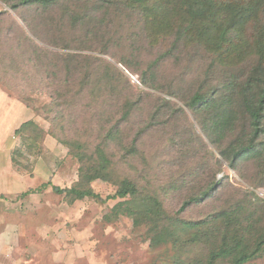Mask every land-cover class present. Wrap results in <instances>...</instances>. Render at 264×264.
Segmentation results:
<instances>
[{
    "label": "trees",
    "instance_id": "obj_1",
    "mask_svg": "<svg viewBox=\"0 0 264 264\" xmlns=\"http://www.w3.org/2000/svg\"><path fill=\"white\" fill-rule=\"evenodd\" d=\"M2 1L13 11L28 10L29 15L18 16L21 25L10 18L6 10L0 11V22L1 16L10 19L9 24L2 27V37L0 34V85L26 101L31 100L26 92L49 88L50 99L41 105V109L47 114L56 109V117L50 122L56 118L63 120L80 101L88 111L103 106V101L99 100L104 97L107 87H101L100 83L105 81L104 77L110 79L108 71L116 70L101 57L67 49L94 51L88 47L91 43L100 46L95 52L109 53L115 40V32L109 30L114 26L110 18L135 15L155 42L161 36L163 39L175 36L166 51L167 57L163 54L162 59H155L146 69L135 70L139 82L147 88L164 91L160 69L163 61L172 55L173 47L179 45L205 48L216 56L213 65L239 67L248 64L247 70L240 71L243 75L234 74L231 81L228 78L222 95L213 90L208 96L199 88L185 104L200 130L231 168H235L241 159L264 160V0H171L169 3L159 0ZM92 2L96 5V17L105 9L99 18L90 16ZM54 6L59 9L55 17L50 14ZM119 62L126 69L134 70L126 59ZM59 99L62 102H58ZM158 100L162 103L152 115L172 105L168 99ZM139 101L127 97L120 104L122 119L105 133L93 137L92 141L81 136L60 138L54 135L67 147L79 166L77 178L71 186L60 188L53 185V191L64 194L69 203L84 198L99 202L122 199L104 218L112 220L127 216L134 227H145L150 248L173 251L175 254L170 259L174 264H249L264 248L263 224L257 234L263 212L261 205L264 204L259 196L248 193L251 195L249 201L222 204L204 218L188 220L180 213L186 206L199 204L216 194L217 199L220 198L219 191L226 187L224 177L190 195L176 212L170 214L156 192L127 175L117 173L113 141ZM63 126L60 124V128ZM15 134L21 136L22 147L12 151L14 166L20 163L18 157L31 153L38 142H43L44 131L34 121L27 120L15 130ZM134 146L133 138L129 147H121L124 160L137 153ZM259 166L264 168L263 163ZM95 180L114 184V195L100 197L91 186ZM256 202L262 204L253 206L251 212H258V216L251 221L253 217L245 214L244 208ZM242 221L251 223V229ZM188 253L194 256L189 257Z\"/></svg>",
    "mask_w": 264,
    "mask_h": 264
},
{
    "label": "rangeland",
    "instance_id": "obj_2",
    "mask_svg": "<svg viewBox=\"0 0 264 264\" xmlns=\"http://www.w3.org/2000/svg\"><path fill=\"white\" fill-rule=\"evenodd\" d=\"M159 1L169 3L171 0ZM95 7L92 2L90 16L96 17ZM70 8L73 9L71 5ZM3 10L19 24L18 16L29 15L28 10L13 11L0 0V11ZM57 12L59 9L54 6L50 14L54 16ZM9 16H1V37L2 27L9 24ZM110 21L114 26L109 30L115 32V40L109 53L95 52L100 46L91 43L88 47L94 51L67 49L101 57L116 69L108 71L110 79L104 77L105 81L100 83L107 89L99 100L103 101V106L95 111H88L80 101L63 120L56 118L50 122L56 117V109L53 108L50 114L41 109V105L50 99L49 88L26 92L31 97L26 101L0 85V264H174L170 259L175 254L173 251L150 248L145 227H134L127 216L112 220L104 218L122 199L99 202L84 198L69 203L64 194L52 189L53 185L71 186L79 166L54 135L60 138L81 136L92 141L122 119L120 104L127 97L140 101L113 141V159L119 175H127L156 192L170 214L176 212L190 195L224 177L226 187L219 191L220 198L217 199L216 194L199 204L186 206L180 213L188 220L204 218L222 204L249 201L251 195L248 193L251 192L264 203V168L259 166L264 165V160L241 159L235 168H231L200 130L185 104L199 88L208 96L213 90L222 95L228 78L231 81L234 74L243 75L240 71L247 70L248 64L239 67L213 65L216 56L205 48L192 44L175 46L160 69L164 91L157 92L143 86L135 70L146 69L163 54L167 57L166 51L175 36H167V39L161 36L155 42L135 15L120 19L111 17ZM123 59L129 61L134 70L126 69L119 62ZM159 98L168 99L172 105L152 115L162 103ZM27 120L34 121L44 131V139L31 153L18 157L21 164L14 166L12 151L22 147L21 136L15 134V130ZM60 124L64 126L60 128ZM133 138L137 153L124 160L121 147H129ZM91 186L102 198L114 195L116 190L114 184L100 180H95ZM256 204L259 207L262 203H249V208H244V213L253 217L251 221L258 216V212H251ZM241 205L245 207L244 203ZM261 208L257 234L264 225V204ZM242 222L246 227L249 224L251 229V223ZM190 255L194 256L187 254ZM249 264H264V248Z\"/></svg>",
    "mask_w": 264,
    "mask_h": 264
}]
</instances>
